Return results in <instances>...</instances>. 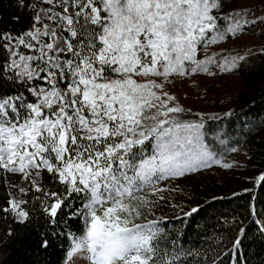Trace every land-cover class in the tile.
<instances>
[{
	"label": "snow or ice",
	"instance_id": "obj_1",
	"mask_svg": "<svg viewBox=\"0 0 264 264\" xmlns=\"http://www.w3.org/2000/svg\"><path fill=\"white\" fill-rule=\"evenodd\" d=\"M255 28L258 47L229 46ZM257 60L264 66V0H9L0 14V178L9 187L0 264L21 238L12 225L34 234L38 254L58 243L57 264H223L219 251L185 248L156 217L175 190L167 183L221 164L214 142L236 151L226 129L206 126L220 114L186 110L169 88L251 72ZM169 206L175 219L200 211ZM255 223L264 237V219ZM234 231L235 251L245 229Z\"/></svg>",
	"mask_w": 264,
	"mask_h": 264
},
{
	"label": "trees",
	"instance_id": "obj_2",
	"mask_svg": "<svg viewBox=\"0 0 264 264\" xmlns=\"http://www.w3.org/2000/svg\"><path fill=\"white\" fill-rule=\"evenodd\" d=\"M243 0H238L241 3ZM0 14H9V0H0ZM254 36L261 39L260 29L255 28L251 33H246L235 44L229 46H259L260 42L254 40ZM249 38L248 40H246ZM205 77L212 80L205 90L211 91L214 96L206 100V104H213L211 114H220V120H208L206 126L210 129L221 127L229 133V147L245 149L249 158L245 167L249 175L255 177L264 172V66L259 60L251 72L238 75L220 74L216 77ZM235 79L238 82H235ZM239 84V85H238ZM229 93L226 100H221V92ZM231 95V96H230ZM232 110V115L224 117L223 113ZM247 125V126H245ZM211 140V134L208 137ZM212 151L217 158L221 155L233 153L226 151L225 146L213 143ZM9 187L0 178V207L3 206ZM33 193H29L26 199L32 200ZM193 205H199L200 211L191 217L180 219L161 220V226L166 227L170 233L178 234L179 242L185 248L194 252L199 250L201 257L207 251L209 258L215 252H221L220 260L223 264H264V237L257 231V219H264V181L252 183L247 191L237 194L226 193L216 199L195 198ZM27 207H31L29 204ZM254 210V214H253ZM21 233V238L12 240L3 248L6 264H32L40 260L41 264H57L58 249L60 245L55 243L48 253L38 254L29 247L34 234L22 232L19 226L12 225ZM237 227L245 229L243 245L238 250H232L228 244L229 239L236 235ZM6 223L0 216V235H3ZM222 238V242L217 240ZM209 246L214 251H208ZM222 250V251H221ZM231 253V256L228 255ZM197 264V258L191 261Z\"/></svg>",
	"mask_w": 264,
	"mask_h": 264
},
{
	"label": "rangeland",
	"instance_id": "obj_3",
	"mask_svg": "<svg viewBox=\"0 0 264 264\" xmlns=\"http://www.w3.org/2000/svg\"><path fill=\"white\" fill-rule=\"evenodd\" d=\"M248 2L249 0H243L240 4ZM254 40L256 42L261 41L256 36H254ZM235 82L238 81L235 79ZM209 83H212V80L205 77L177 79L169 90L186 110L190 109L192 113L200 112L208 116L211 114L210 111L214 110L213 104H206V100H210L214 96L209 90H207L205 95L206 86ZM228 95L229 93L224 90L221 92L220 99L226 100ZM184 118L191 119L194 117L189 113ZM217 159L221 160V164L213 163L209 167L202 168L196 173L188 174L172 183L165 182L170 189L175 185V190L165 192L169 203L179 204L187 208L193 205L192 201L195 198L206 197L213 199L215 197L216 199L221 197L224 192L237 194L247 191L252 183H257L256 178L259 175L253 177L245 169L249 160L245 149H238L233 153L221 155ZM223 163H230L233 167L224 168L222 167ZM12 191L19 195L14 189ZM24 198L26 199V197ZM169 203H160L156 210V217L166 216V220H169L180 215L178 209L170 207Z\"/></svg>",
	"mask_w": 264,
	"mask_h": 264
}]
</instances>
